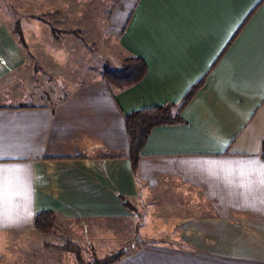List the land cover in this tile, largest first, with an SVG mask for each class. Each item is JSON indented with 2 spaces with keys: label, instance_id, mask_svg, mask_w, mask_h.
<instances>
[{
  "label": "crops",
  "instance_id": "obj_1",
  "mask_svg": "<svg viewBox=\"0 0 264 264\" xmlns=\"http://www.w3.org/2000/svg\"><path fill=\"white\" fill-rule=\"evenodd\" d=\"M33 1L38 12L27 23L37 30L22 35L41 72L63 80L67 93L40 99L22 81L30 103L0 99L3 261L42 235L53 240L43 248L99 249L105 222L124 221L121 243L130 248L117 264H264V0ZM45 8L64 16L52 25L40 16ZM10 22L0 19L8 93L14 85L2 80L27 62ZM79 44L87 61L102 62L84 69ZM23 54L21 68L14 58ZM129 57L147 63L145 78L110 86L102 70ZM83 70L91 76L78 82ZM164 105L181 122L152 130L135 175L124 117ZM41 212L55 214L50 233L35 228ZM61 231L71 238L59 242ZM98 231L101 240L90 242Z\"/></svg>",
  "mask_w": 264,
  "mask_h": 264
},
{
  "label": "rangeland",
  "instance_id": "obj_2",
  "mask_svg": "<svg viewBox=\"0 0 264 264\" xmlns=\"http://www.w3.org/2000/svg\"><path fill=\"white\" fill-rule=\"evenodd\" d=\"M49 1L51 4L53 3V1L55 2V0H49ZM27 2L28 1L21 2V0H0V19H1V21H4L6 19H10V21H12L10 23H14L13 27H12L13 31H15L16 25H19L21 32L23 31V27L29 28V31H32V29L37 30L34 27V24H36V22L27 23V19L30 18L29 16H27L29 13L37 15L38 9H37V5H36V1L30 0V4H26ZM22 5H23V8H22ZM51 8H50L51 11L49 9H46V8L43 9V12H45L46 14H42L40 16H42L43 18H46L47 20H50V21H53V18L57 19V17L61 18L64 16L63 14L60 15L59 12H55ZM47 12H49V13H47ZM54 24H55V20L52 22V25H54ZM57 26H59V24H57ZM32 42L33 41H30L31 44H33ZM82 42L84 45H86V42L84 40ZM26 43H27V40H26ZM32 50L34 52H36L35 48H33ZM25 51L27 53H29L30 55L26 53V56L28 59L26 58L27 62H25L26 65H25L24 70L19 71V72H14L11 76H8L4 80H2L3 82L11 81L12 85H14V89L11 93H8L6 88H0V99L1 98L4 99V95L8 94V97L6 96V98H8V99H6L8 103H13V101H11V98L12 99H19L18 102L30 103L31 101H29L28 99L22 98L23 97L22 96V90H21L22 81H24V84H23L24 87L30 86V90H28V91L29 92L33 91L34 95L37 98L40 97V99L41 98H43V99H54L56 96H61V97L65 96V94L67 93V89L62 88L63 85L65 84V82H63V80L57 78V76H55L54 74L50 75V74H46L44 72H41V65L40 64H42V63H41V61L38 62L39 57L32 55L29 48H25ZM79 51H81V52H79ZM84 51L85 50L79 44V46H78L79 55H77L78 61L80 63H83L82 62V59H83L87 63H89L84 69L90 67L91 65H97V64L102 62V58L100 56H96L93 63L91 61H87V58H86L87 55L84 53ZM78 53H76V54H78ZM16 58H18V55L16 56ZM45 59L48 60L49 57H45ZM23 60H24V54H23V56L19 55L18 60H16L14 58V63L17 64L18 67L22 68V67H24ZM2 67L5 68V67H7V65L2 66ZM55 73L59 74L57 72H55ZM61 74L63 75L62 77H66L64 75V73H61ZM68 74H70V73H68ZM73 74H76V73L73 72ZM90 76L91 75L87 74L84 70L82 72L80 71L79 76H78V82L85 81V80L89 79ZM0 102H1V100H0ZM15 102H16V100H15ZM55 224H56V222H55ZM128 227H129V225L124 223V221H119V222L106 221L105 222V246H102L99 249H94L91 246L83 248V247H81V245L76 244L72 241H67V242H71V243L80 247V256H81V259L83 260L82 262L84 264H92L95 257L103 258L101 256L105 257L107 255L117 253L121 250L126 251V250H128L127 248H130V247H125L121 243L123 240V237L126 238ZM106 230H108V231H106ZM117 230H119V231H117ZM125 230H126V234L123 236V233ZM40 232H42V231H40ZM50 232H52V230ZM50 232H42V233H50ZM62 235H66L67 237H63ZM84 235L86 237H88V239L90 241L89 233L84 234ZM113 235H116L117 238H114ZM58 237L60 238L59 242H62V240L64 238H71V236L68 233H65L64 231H61V233L58 234ZM101 238H102V233H100V231H98L97 233H94V239L90 242H98L101 240ZM162 238L165 239V236ZM49 240H52V239H50V236L42 235L41 238L32 242L33 247H25V246L15 247V248H13V250L18 251L19 253L16 254L17 257H14V258L11 257L13 259V262L7 263L5 260L3 261V258L0 255V257L2 259L1 264H80L76 254L71 253V252H67V251L59 248L60 246L65 245L67 243L66 241H65L66 243L64 242L65 244H63V245H59V246L50 245V247H52L54 249L43 248V246H42L43 242L44 241L48 242ZM51 242H53V240ZM55 242L57 243V241H55ZM59 244H62V243H59ZM3 246H4L3 243L0 244L1 253H3V251H4ZM52 250L54 251L53 253L55 255H53L50 252ZM28 251H30L29 254L24 257L25 252H28ZM51 254H52V256H51ZM52 261H53V263H52Z\"/></svg>",
  "mask_w": 264,
  "mask_h": 264
},
{
  "label": "trees",
  "instance_id": "obj_3",
  "mask_svg": "<svg viewBox=\"0 0 264 264\" xmlns=\"http://www.w3.org/2000/svg\"><path fill=\"white\" fill-rule=\"evenodd\" d=\"M54 31V30H53ZM15 35L19 39V43L27 48L26 40L22 35L19 25H16ZM66 33H72L78 35V31H65ZM148 71L147 63L139 57L125 58L122 62L120 69L104 68L101 76L110 85L115 88L126 89L131 88L139 84L146 76ZM191 92V96H192ZM185 99H190L187 96ZM175 107L173 105H164L159 107H153L148 109L139 110L125 115V124L127 132L130 138L129 153L127 158L131 162L133 173L136 175L139 166V160L141 158V152L147 143L148 137L155 127L176 124L181 122V118L176 114ZM261 158L264 160V142L261 146ZM84 158V157H80ZM78 158V159H80ZM118 158H122L119 156ZM56 222L54 213L41 212L35 217V228L42 232H50ZM59 248L76 254L80 264H84L80 256V247L67 242L65 245ZM127 252L121 250L117 253L107 255L103 258L95 257L92 264H117L125 256ZM2 259L0 257V264Z\"/></svg>",
  "mask_w": 264,
  "mask_h": 264
}]
</instances>
